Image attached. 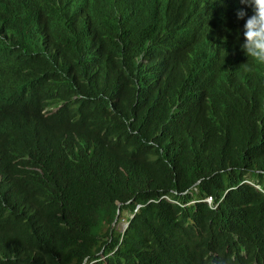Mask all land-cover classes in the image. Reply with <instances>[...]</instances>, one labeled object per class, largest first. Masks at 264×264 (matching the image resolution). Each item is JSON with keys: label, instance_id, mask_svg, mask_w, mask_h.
<instances>
[{"label": "trees", "instance_id": "1", "mask_svg": "<svg viewBox=\"0 0 264 264\" xmlns=\"http://www.w3.org/2000/svg\"><path fill=\"white\" fill-rule=\"evenodd\" d=\"M30 1L45 52L17 34ZM50 2H0L3 264H264V85L208 90L169 5L142 19L121 0L117 24L77 0L83 29Z\"/></svg>", "mask_w": 264, "mask_h": 264}, {"label": "clouds", "instance_id": "2", "mask_svg": "<svg viewBox=\"0 0 264 264\" xmlns=\"http://www.w3.org/2000/svg\"><path fill=\"white\" fill-rule=\"evenodd\" d=\"M2 1L0 0V2ZM64 1L69 4L70 14L76 11L80 16L81 9L84 11L83 7L75 5L77 0ZM120 2L121 0H106V2L101 3L103 5L102 8L99 7L98 10H93L94 6H96V0H84L83 6L90 10V15H86L85 18H89L88 21H90L99 13L104 15L114 14L117 24L128 22L129 19L123 15L126 10L120 6ZM123 2L129 8H133L135 12H138L139 18L142 19L151 14L154 9L169 5L179 15L189 21L185 32L186 49L190 55L200 59L201 76L199 82L207 87L208 90H215L213 85L218 84L223 90H228L232 95L235 94L243 98L250 97V100H252L254 91L264 85V0L229 1L227 3L232 7V11H228L225 8L227 3H224L223 0H183V11L176 10V0H158L156 2L154 0H123ZM240 4L248 6L249 9L245 11L243 8H239ZM201 5H205V7ZM49 6H52L58 13L56 0H51ZM72 10L74 11L72 12ZM204 12L207 13L206 16L210 18V21L208 28H200L201 31H199L194 24ZM221 12L222 14L219 15ZM65 13L69 14L66 10ZM33 15L37 17H33ZM222 18H225L226 22L219 20ZM242 19L243 21L240 23L239 29H237V23ZM79 20L81 27L84 29L86 27L84 22L87 19H84L81 15ZM92 28L93 31L95 29L93 33L100 31L95 24ZM0 30L12 35L11 31L1 23ZM41 31H43L44 36L49 41L44 43L42 39L45 52L49 50V45L56 46L58 43L57 35L52 32L50 25L43 20L41 10L33 13L30 1L20 16L17 34L22 37L26 33L39 32L35 38V41H38ZM11 42H15V39H11ZM218 42L221 43V48L219 56L216 58L207 50V46L213 50V45ZM228 44L231 46L233 58L228 50ZM85 56L87 61L94 64L87 49H85ZM231 70L235 78L238 79L240 94L235 93V85L230 77ZM202 71L205 73L203 74ZM245 72L248 73L249 82L245 79ZM206 75H208L209 79ZM255 102L258 103V101ZM259 110L261 117L264 118V108L259 106ZM125 225H127L126 222ZM126 227L124 229L121 228V230H125ZM5 259V256L0 255V264H3ZM7 259H12V257H7Z\"/></svg>", "mask_w": 264, "mask_h": 264}, {"label": "bare ground", "instance_id": "3", "mask_svg": "<svg viewBox=\"0 0 264 264\" xmlns=\"http://www.w3.org/2000/svg\"><path fill=\"white\" fill-rule=\"evenodd\" d=\"M155 2L156 1H158V0H154ZM183 0H176V2L177 3H179V2H182ZM219 1H221V0H219ZM229 1H232V0H223V2L224 3H227V2H229ZM102 2L104 3V2H106V0H102ZM183 3V2H182ZM81 4V3H80ZM82 5V4H81ZM103 6V5H102ZM201 6H203V7H205V5H201ZM183 7H184V4H183ZM225 8L228 10V11H232L233 9H232V7L230 6V4H225ZM239 8H243L245 11H246V9H249V7L248 6H246V5H244V4H240V6H239ZM206 12H204V13H202V15H201V17H200V19L198 20V21H196L195 22V26H197V28H198V30L199 31H201V29H206V28H208V23H209V21H210V18L209 17H207L206 16ZM222 14V12L221 13H219V15H221ZM220 21H225L226 22V19L225 18H222V19H219ZM243 21V19L239 22V23H237V29H239V27H240V23ZM211 26V25H210ZM201 28V29H200ZM216 29H218V28H216ZM228 32H229V30H228ZM220 48H221V43L220 42H218V43H216V44H214L213 45V50L212 49H210L208 46H207V50L213 55V56H215L216 58H218V56H219V51H220ZM228 50H229V52H230V55H231V57L233 58V52H232V50H231V46L228 44ZM94 52V51H93ZM232 66H233V63H232ZM200 70H201V68L199 67V69H198V75H197V80L198 81H200ZM203 72V74L205 73L204 71H202ZM244 75H245V79H246V81L247 82H249V76H248V73L247 72H245L244 73ZM206 77L208 78V75H206ZM230 77H231V79H232V82L234 83V85H235V93H237V94H240V87H239V85H238V79L237 78H235V76L233 75V73H232V70L230 71ZM209 79V78H208ZM211 81V80H210ZM203 82V81H202ZM214 86V88H215V92H219V93H223L224 94V90L220 87V85H218V84H214L213 85ZM36 93V92H35ZM263 106H264V104H263ZM45 107H47V106H45ZM161 126V125H160Z\"/></svg>", "mask_w": 264, "mask_h": 264}, {"label": "rangeland", "instance_id": "4", "mask_svg": "<svg viewBox=\"0 0 264 264\" xmlns=\"http://www.w3.org/2000/svg\"><path fill=\"white\" fill-rule=\"evenodd\" d=\"M124 225H125V222L122 221V223L120 224V227H121L122 229H124V227H125Z\"/></svg>", "mask_w": 264, "mask_h": 264}, {"label": "built area", "instance_id": "5", "mask_svg": "<svg viewBox=\"0 0 264 264\" xmlns=\"http://www.w3.org/2000/svg\"><path fill=\"white\" fill-rule=\"evenodd\" d=\"M207 201H208V203H211L212 202V199L211 198H208Z\"/></svg>", "mask_w": 264, "mask_h": 264}, {"label": "water", "instance_id": "6", "mask_svg": "<svg viewBox=\"0 0 264 264\" xmlns=\"http://www.w3.org/2000/svg\"><path fill=\"white\" fill-rule=\"evenodd\" d=\"M124 226H127V225H124Z\"/></svg>", "mask_w": 264, "mask_h": 264}]
</instances>
